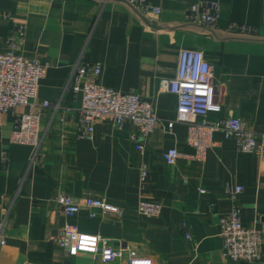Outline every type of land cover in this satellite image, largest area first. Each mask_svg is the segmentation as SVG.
<instances>
[{"label":"crops","instance_id":"crops-1","mask_svg":"<svg viewBox=\"0 0 264 264\" xmlns=\"http://www.w3.org/2000/svg\"><path fill=\"white\" fill-rule=\"evenodd\" d=\"M148 1L159 14L127 0H0V51L14 40L24 56L47 65L33 103L0 118V264H126L130 248L164 264H264V151L243 152L217 131L206 159L191 157L187 123L167 126L177 96L159 90L162 77L176 76L181 49H200L222 103L210 118L241 117L264 141V0ZM200 1L220 3L213 27L188 19L190 5ZM77 62H99L97 82L153 101L159 121L142 150L129 121L98 120L92 138L82 136V93L70 81ZM44 100L51 105L43 107ZM21 112L40 114L35 158L31 145L11 140ZM173 146L182 154L171 164L163 154ZM239 184L243 190L235 193ZM59 193L81 204L76 216L64 213ZM89 195L119 211L87 206ZM141 200L160 202L161 213L143 215ZM234 205L244 224L262 230L258 260L223 254L219 217ZM66 223L111 237L123 252L103 261L90 250L68 251L60 242Z\"/></svg>","mask_w":264,"mask_h":264},{"label":"built area","instance_id":"built-area-1","mask_svg":"<svg viewBox=\"0 0 264 264\" xmlns=\"http://www.w3.org/2000/svg\"><path fill=\"white\" fill-rule=\"evenodd\" d=\"M137 6L143 13L159 14L160 7L148 0H127ZM188 19L213 27L220 17V3L217 1H200L190 5ZM20 32L19 39H23ZM19 46L13 40L11 47L0 51V118L20 105L32 104L37 97L41 77L46 71V63L39 58H29L18 51ZM101 73L99 62H77L70 77L76 91H81L79 105V125L84 137L92 138L95 123L108 119L117 126L131 122L136 127L132 138L137 149L142 150L145 142L159 121L154 110L153 101L142 97L136 92H123L97 82ZM159 90L170 91L177 96L176 117L167 122L171 128L175 121L188 125L187 142L195 149L191 157L204 160L214 145V133L221 131L226 138H235L238 147L243 152L264 151V141L258 135L246 128L241 117L225 116L210 118L213 112H220L222 103L216 100V83L213 78V65L206 59L200 49L183 48L180 51L178 70L175 77H162L159 80ZM43 107L51 105L44 100ZM11 140L29 144L33 147V158L39 153L42 141L40 132V114L21 112L16 117L15 128ZM182 153L176 147H170L164 152L168 163H175ZM148 167L143 165L142 177L147 175ZM243 190L242 185H236L235 193ZM200 191L204 189L200 188ZM56 201L69 217L76 216L81 204L71 195L59 193ZM85 204L106 211H119V208L104 199L87 196ZM138 210L146 216L159 215L162 211L160 202L141 200ZM91 215H96L92 212ZM219 234L223 241L224 256L233 260H258L262 254V230L253 225L243 223L241 207L234 205L232 209L219 217ZM1 232V230H0ZM187 237H191L187 233ZM61 244L70 252L90 250L99 255L103 261H111L123 252L116 249L111 237L95 233H82L77 226L66 223L62 227ZM5 243L0 233V244ZM126 264H164L150 256L141 255L136 249H128Z\"/></svg>","mask_w":264,"mask_h":264},{"label":"water","instance_id":"water-1","mask_svg":"<svg viewBox=\"0 0 264 264\" xmlns=\"http://www.w3.org/2000/svg\"><path fill=\"white\" fill-rule=\"evenodd\" d=\"M129 4H131L129 1H127ZM133 5V4H132ZM134 6V5H133ZM143 17H144V19L146 20V21H148L149 23H154V21L153 20H151V19H149L148 17H145L144 15H143Z\"/></svg>","mask_w":264,"mask_h":264}]
</instances>
